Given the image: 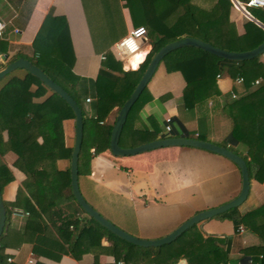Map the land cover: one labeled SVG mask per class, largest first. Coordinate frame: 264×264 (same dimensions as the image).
Segmentation results:
<instances>
[{"label": "trees", "instance_id": "16d2710c", "mask_svg": "<svg viewBox=\"0 0 264 264\" xmlns=\"http://www.w3.org/2000/svg\"><path fill=\"white\" fill-rule=\"evenodd\" d=\"M124 5L134 26L146 28L151 45L136 69H123L121 61L108 52L94 80L76 75L72 71L73 53L63 17L47 14L33 39L30 61L77 102L83 123L86 120L83 99L91 98L93 115L103 120L114 107H121L153 54L170 41L190 36L226 50L246 51L264 40V29L250 20L245 21L241 33L232 22L225 30L222 28V7L232 6L231 0H124ZM2 45L0 41V52H5ZM18 56L0 63V68ZM260 57L229 60L194 46H182L159 62L167 71H178L183 76L181 106L188 111L221 94L217 75L225 73L232 78H243L245 93L227 97L223 111L232 123L227 140L232 145L240 143L245 147L241 156L246 161L249 178L257 181L264 179V82L251 86L258 77L264 80ZM41 97H44L42 101H35ZM151 99L146 85L128 112L120 146H130L126 140L134 129H148L140 120L139 110ZM69 118H74V113L68 103L26 69L16 68L0 78V187L12 178L2 160L5 152L15 154L13 165L25 174L14 201L5 203L7 219L12 212L27 213L22 231L14 230L18 245L28 243L36 257L53 260H59L62 255L78 260L83 254H91L93 259L86 264H264V200L243 214L234 207L215 216L232 220L235 230L242 224L260 238L261 243L257 245L240 247L237 256L231 255L230 236H204L197 225L172 242L156 247H142L120 238L89 217L76 202L69 183V166L66 181L71 199L57 206L45 191L44 181L60 173L59 159L69 162L71 148L66 147L63 133V120ZM147 122L153 125L156 121L149 116ZM176 124L182 127V132L176 130ZM170 135L192 136L178 117L171 118L170 131L160 137ZM195 138L205 140L202 135ZM81 153L82 146L77 162L78 179L83 175L79 163ZM103 237L112 240V244L103 245ZM10 244L8 233L3 231L0 264H21L19 260H7L4 248ZM105 254L112 255L114 261H102L101 255ZM35 264L43 263L37 260Z\"/></svg>", "mask_w": 264, "mask_h": 264}, {"label": "crops", "instance_id": "0c3cea01", "mask_svg": "<svg viewBox=\"0 0 264 264\" xmlns=\"http://www.w3.org/2000/svg\"><path fill=\"white\" fill-rule=\"evenodd\" d=\"M231 2L232 6L222 7L221 26L224 30L232 22L241 33L246 20L264 29V8L245 6L250 18L234 5L233 0ZM47 14L64 18L73 53L72 71L92 80L105 59L102 55L108 52L112 54L114 44L135 27L124 0H0V19L6 24L0 38L5 50L0 52V63H5L14 55L30 60L33 39ZM14 28L18 31L15 32ZM150 48L146 37L142 51L126 65L136 69ZM260 56L264 64V53ZM121 64L126 70L122 61ZM235 79L225 73L217 75L221 94L188 111L181 106L185 86L183 76L178 71H167L164 64L159 63L147 82L152 99L139 110L140 120L148 129H134L126 142L135 146L160 138L161 134L166 133L165 118L178 117L192 134L191 137L202 135L207 141L232 147L240 155L245 153L242 144L232 145L228 142L232 123L223 111L227 97H236L246 91L242 83H237ZM256 79H261V84L264 82L261 77ZM163 95H166L165 98L160 99ZM43 99L41 97L35 101ZM82 103L86 120L83 123L79 159L83 173L78 179L79 189L94 209L124 231L141 238H158L193 214L225 203L239 193V169L232 161L212 151L192 146H163L133 155H113L109 143L118 107H114L103 120H97L89 102L83 99ZM149 116L155 119V124L147 122ZM176 130L182 132V127L176 126ZM63 133L66 147L72 148L74 118L63 120ZM15 157L11 151L2 156L12 174V178L0 187L4 205L14 201L17 189L25 178V174L13 165ZM68 166L66 159H59L57 168L60 173L52 174L49 180L44 181L45 191L55 199L57 206L71 199L66 181ZM263 200L264 179L257 181L250 178L247 198L237 208L243 214L259 206ZM26 218L25 213L14 215L12 212L8 219L5 218L2 230L8 233L11 242L4 248V253L21 264H25L32 251L28 243L18 245L14 230L22 231ZM195 225L204 236H230L232 256L238 255L240 247L261 243L260 238L244 225L241 224L243 232L235 230L230 219L214 216ZM102 244L111 245L112 240L103 237ZM92 259L93 256L88 253L78 260L70 255H62L59 260L35 256V260L43 264H86ZM101 260L110 263L114 257L105 254L101 255Z\"/></svg>", "mask_w": 264, "mask_h": 264}, {"label": "water", "instance_id": "95a60500", "mask_svg": "<svg viewBox=\"0 0 264 264\" xmlns=\"http://www.w3.org/2000/svg\"><path fill=\"white\" fill-rule=\"evenodd\" d=\"M233 3H238V1L233 0ZM241 10L245 13V15L251 18L250 14L247 12V10L244 7L241 8ZM182 46H194L204 51H207L211 54H214L218 57L229 60H247L264 53V40L256 47L246 51L226 50L224 48L214 46L199 38L190 37V36H186L176 39L174 41H170L164 44L163 46H161L153 54L145 70L143 71L140 79L138 80L134 89L130 93L129 97L123 102L121 107L118 109L114 124L111 129L110 143H109V148L113 155H117V156L133 155L163 146H192V147H198L208 151H212L226 157L227 159L232 161L240 171L241 187L239 193L235 197L216 207L205 209L193 214L166 235L154 239L137 237L124 231L123 229L119 228L111 221H109L106 217L101 215L83 197L79 189L78 169H77L78 154L80 151L82 136H83V117H82L81 108L79 107L77 102L59 84H57L51 78H49L41 68H39L37 65H35L30 60L24 57H18L0 69V78H1L5 74L11 72L16 68H24L29 73L37 77L51 91L57 93L68 103V105L71 107L74 113V141L71 148V155L69 159L70 188L74 199L80 205V207L88 214L89 217L96 220L103 227H105L115 235L119 236L120 238L142 247H149V246L156 247L172 242L177 237H179L184 231H186L188 228L192 227L193 225L199 223L200 221H203L205 219H210L231 208L238 207L244 202V200L247 198V195L249 193L250 178H249V172L246 161L240 154L229 149L227 146L215 144L211 141L201 140L195 137L171 136V135L166 137H160L130 147H122L119 145L120 134L123 125L126 121L128 112L131 106L134 104L136 99L143 91V89L145 88V86L147 85V82L149 81L154 71L156 70L157 66L159 65L160 60L170 51ZM5 218H6V208L0 190V234L5 224Z\"/></svg>", "mask_w": 264, "mask_h": 264}, {"label": "built area", "instance_id": "2783aa9c", "mask_svg": "<svg viewBox=\"0 0 264 264\" xmlns=\"http://www.w3.org/2000/svg\"><path fill=\"white\" fill-rule=\"evenodd\" d=\"M238 1V0H237ZM234 5L238 8L241 9L245 6H254V7H262L264 8V0H247V2L245 3H241L238 1V3H234ZM6 24L4 21H2L0 19V38L3 37V33L5 30ZM15 32L18 31L17 28L13 29ZM147 37V31L146 28L144 26H135L132 27L129 32L122 37L117 43L114 44L113 48H112V54L120 61H122V63L124 64V66L126 67V69H133L132 67H129L128 65H126V62L128 61V58L139 52L141 49H143V44L144 41L146 40ZM146 56V53L143 57V60ZM102 58H105L104 55H102ZM142 60V61H143ZM141 61V62H142ZM140 62V63H141ZM139 63V64H140ZM235 81L237 83H241L243 82V78L241 76L236 77ZM261 83V79H255L252 84L254 85H258ZM91 100L90 97H86L85 101L89 102ZM164 128L165 131L168 132L171 129V117H166L165 121H164ZM14 215H17L19 213L17 212H13ZM27 214V213H25ZM238 232H243L244 231V227L239 225L237 228ZM8 261L12 260L11 256L7 257ZM36 260H35V256L34 254L31 252L28 255V258L25 261V264H35ZM120 263V262H119Z\"/></svg>", "mask_w": 264, "mask_h": 264}, {"label": "bare ground", "instance_id": "6f19581e", "mask_svg": "<svg viewBox=\"0 0 264 264\" xmlns=\"http://www.w3.org/2000/svg\"><path fill=\"white\" fill-rule=\"evenodd\" d=\"M142 51V49L139 51V52H137V53H135V54H133V55H131L128 59V61H130V59L132 58V57H134V56H136L138 53H140Z\"/></svg>", "mask_w": 264, "mask_h": 264}, {"label": "rangeland", "instance_id": "374dc122", "mask_svg": "<svg viewBox=\"0 0 264 264\" xmlns=\"http://www.w3.org/2000/svg\"><path fill=\"white\" fill-rule=\"evenodd\" d=\"M147 90H148V88H147ZM160 122H162V121H160ZM176 126H178V125L176 124ZM180 262H183V261L180 260ZM183 263H184V262H183Z\"/></svg>", "mask_w": 264, "mask_h": 264}]
</instances>
